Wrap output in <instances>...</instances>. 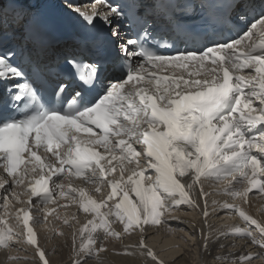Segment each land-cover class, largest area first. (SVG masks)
<instances>
[{"label": "snow or ice", "instance_id": "6c2138e0", "mask_svg": "<svg viewBox=\"0 0 264 264\" xmlns=\"http://www.w3.org/2000/svg\"><path fill=\"white\" fill-rule=\"evenodd\" d=\"M12 3L0 0V24ZM68 7L90 31L105 33L116 55L99 49L89 52L90 64L75 57L67 59V80L45 96L15 62L16 51L0 39V210L5 214L0 217V251L6 253L0 264H18L19 258L7 253L20 244L35 246L39 264H50L34 229L56 212L52 208L45 214L48 205L72 193L78 195L83 212L91 214L73 232L75 264L99 260L107 251V242L133 232L142 238L135 247L125 248L124 254L144 257L147 264H163L147 247L143 234L161 224L168 226L165 215L184 211L181 206L199 209L207 218L208 202H199V197L208 195L202 180L226 184L220 194L245 203L253 189L264 193V0H246L231 18L238 29L234 36L205 37L203 41L185 37L179 43L193 47L180 50L175 45V54L146 47L140 34L125 39L126 13L113 0H95L90 11L73 4ZM30 32L28 23L13 38L22 42ZM142 32L148 35L146 29ZM253 37L259 43H245ZM165 67L183 71L179 76H157L156 70ZM244 69L252 71L242 74ZM142 81L155 85V90L137 87ZM126 85H131L127 91ZM80 133L87 136L82 139ZM71 176L95 185L96 193L104 186L110 193L97 202L85 188L73 187ZM190 193L198 195L190 198ZM77 195L71 197L74 202ZM114 198V207L109 208L108 201ZM17 203L29 207L19 208L15 224L9 226L8 206ZM223 207L238 212L249 227L255 225L259 238L254 230L236 228L231 233L220 232L216 240L249 239L264 249V225L237 206L225 203ZM101 208L109 211L101 212ZM117 223L122 230L112 228ZM63 224L74 228L68 219ZM199 239L207 252L213 233L201 228ZM261 257L264 253L243 255L228 264H254Z\"/></svg>", "mask_w": 264, "mask_h": 264}, {"label": "bare ground", "instance_id": "6f19581e", "mask_svg": "<svg viewBox=\"0 0 264 264\" xmlns=\"http://www.w3.org/2000/svg\"><path fill=\"white\" fill-rule=\"evenodd\" d=\"M212 187L203 184V190L208 195L199 197L201 205H203L204 200L208 202L209 216L207 218L201 214L199 209L192 211L188 210L186 206H181L185 209L184 211L165 215L164 219L169 222L168 226L161 224L143 234L144 239L148 238L146 240L147 247L157 254L159 259L163 261V264H228L229 260L236 259L239 256L251 255L257 257L261 256V253H264V249H261L258 244H253L249 239L237 237L216 240V235L220 232L231 233L236 228L241 230H249L251 228V230L253 229L259 233L255 225L249 227L248 222L244 221L238 212L234 213L232 209H226L223 205L227 203L237 206L246 215L256 219L259 224L264 225V193H258V188L253 189L249 193L247 202L245 203L242 199L220 194L223 193L225 187L218 190L214 184H212ZM255 193L260 195H252ZM197 195L198 193H190V198L196 197ZM100 198L102 197L98 199ZM213 202L216 203L213 204ZM63 204L64 202H61L56 207L53 206V208H56V212L52 216H49L45 224L42 225L43 235L41 233V245L50 264H75L77 257L72 242L74 229L78 232L87 223V220L91 218V214L84 213L81 207H79V214L77 215L74 208H63ZM22 206L19 203L15 205L9 204L7 209L10 214V218L8 219L9 226L15 224L14 217L16 211ZM109 208L112 207L109 205ZM109 208H101L100 211L107 212ZM4 215V212L0 210V217H4ZM57 216L61 217V219H56ZM228 216L231 217V222L226 223L223 217ZM233 218L235 219L234 221L232 220ZM63 219H68L74 228L63 224ZM205 224L210 227H206ZM112 228L114 230H122V225L119 223L113 224ZM169 228L175 231H169ZM201 228L206 233L208 231L213 233V239L209 242L207 252L203 251V241L199 239ZM60 232L63 235H60ZM156 235H159L163 239L166 238V240L164 242L163 239L162 241H156L154 240L156 238L154 236ZM168 236L171 237L169 238ZM141 238L140 234L133 232L131 235L126 234L120 240L107 242V251L100 254L99 260L89 259L88 264H101V261L102 264H147L144 257L124 254L125 248L135 247ZM257 238L259 237L257 236ZM79 243L80 240L78 238L76 244L79 245ZM176 247H179V249L177 248L178 250H176ZM195 249L197 256L195 255L196 257L193 258ZM7 254L18 257V264H39L38 257H36L31 245L20 244L13 247ZM5 256L6 253L0 251V261H3ZM217 257L224 259H217ZM80 259H84V257H80ZM254 264H264V257L254 259Z\"/></svg>", "mask_w": 264, "mask_h": 264}, {"label": "rangeland", "instance_id": "374dc122", "mask_svg": "<svg viewBox=\"0 0 264 264\" xmlns=\"http://www.w3.org/2000/svg\"><path fill=\"white\" fill-rule=\"evenodd\" d=\"M211 209V208H210ZM229 217V218H228ZM228 217H223V219L225 220V222L227 223V222H231V217L230 216H228ZM227 218V219H226ZM228 220H230V221H228ZM233 221L235 220L234 218L232 219ZM235 223V222H234ZM240 224V223H239ZM240 225H242V224H240ZM244 226V225H243ZM243 226H241V227H243ZM244 228V227H243ZM249 230H251V228L249 229ZM253 230V229H252ZM254 234L256 235V236H258L259 237V233H257L256 231H254ZM160 235V234H159ZM159 235H156V236H154V237H156V238H154V240H156V241H162V239L163 238H161ZM159 237V238H158ZM169 238L171 237V236H168ZM164 240H166V238L165 239H163V242H164ZM179 240V239H178ZM179 241H181V240H179ZM179 249V247H176V250H178ZM160 255V254H159ZM194 256H193V258H195L196 256H197V251H196V249H195V252H194V254H193ZM196 255V256H195Z\"/></svg>", "mask_w": 264, "mask_h": 264}]
</instances>
